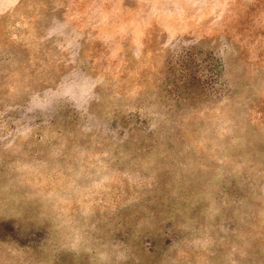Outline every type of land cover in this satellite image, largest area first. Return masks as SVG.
I'll list each match as a JSON object with an SVG mask.
<instances>
[{"label":"rangeland","instance_id":"374dc122","mask_svg":"<svg viewBox=\"0 0 264 264\" xmlns=\"http://www.w3.org/2000/svg\"><path fill=\"white\" fill-rule=\"evenodd\" d=\"M0 264H264V0H0Z\"/></svg>","mask_w":264,"mask_h":264}]
</instances>
